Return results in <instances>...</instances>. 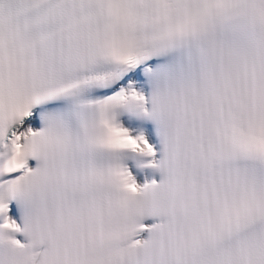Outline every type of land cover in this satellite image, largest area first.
I'll return each mask as SVG.
<instances>
[{
    "label": "snow or ice",
    "instance_id": "obj_1",
    "mask_svg": "<svg viewBox=\"0 0 264 264\" xmlns=\"http://www.w3.org/2000/svg\"><path fill=\"white\" fill-rule=\"evenodd\" d=\"M0 264H264V0H0Z\"/></svg>",
    "mask_w": 264,
    "mask_h": 264
}]
</instances>
